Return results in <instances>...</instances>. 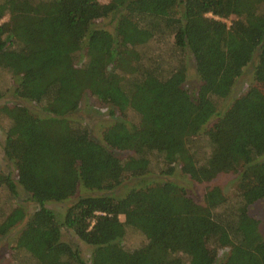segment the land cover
Returning <instances> with one entry per match:
<instances>
[{
  "label": "trees",
  "instance_id": "16d2710c",
  "mask_svg": "<svg viewBox=\"0 0 264 264\" xmlns=\"http://www.w3.org/2000/svg\"><path fill=\"white\" fill-rule=\"evenodd\" d=\"M108 17L113 34L94 27ZM167 39V57L135 49ZM247 65L254 84L219 113ZM3 73L13 101L0 106V152L16 180L0 174V187L37 206L0 210V237L24 220L11 264H264V214L248 212L264 199V0H0ZM85 94L136 123L92 139L70 119ZM175 167L195 184L235 176L234 193L210 186L194 200L166 179ZM75 195L61 218L44 207ZM126 227L144 237L123 249Z\"/></svg>",
  "mask_w": 264,
  "mask_h": 264
},
{
  "label": "rangeland",
  "instance_id": "374dc122",
  "mask_svg": "<svg viewBox=\"0 0 264 264\" xmlns=\"http://www.w3.org/2000/svg\"><path fill=\"white\" fill-rule=\"evenodd\" d=\"M97 1L102 4H106L108 2V0H97ZM5 19L6 17H4L1 21H4ZM113 24H114V18L108 17L106 19L98 20L94 24V27L96 29H101L107 31L110 34H113L114 32ZM226 24L228 23L226 22ZM166 42L167 43L163 44L161 47H158L156 45L154 46V43L152 42L151 43L147 42L144 45L137 46L135 49L139 52L144 51L146 53H149V55H152V52H154L155 53L154 55L159 56L161 54L162 57H167L168 54L166 51L168 49V43H170V39H167ZM250 69H251V65H247L243 69L242 76L235 81L227 98L219 103L217 108L219 113L223 112L232 100L244 94L246 90L254 84V82L252 81ZM197 84H198L197 78L195 77L193 71L191 70L189 63L186 67L183 87L188 91H192ZM11 89H12V81L8 74L3 73L2 76L0 77V90L3 93L2 98L0 99V106L7 105L11 101H13L11 98ZM25 104L33 112H37V109L33 105L29 103H25ZM109 108L110 107L99 103L88 94H85L80 102L78 110L70 116L71 117L70 119L75 120L76 122L85 126L89 132L90 137L94 140H99L101 130L113 120L123 121L127 125L131 123H136L137 121L136 116L132 112L125 111L123 114H120L119 112L116 111V109H113L114 114L109 115L108 114ZM6 126H7L6 120L0 116V145L2 144L3 131L6 128ZM261 159H264V155L261 156ZM155 167L156 165L153 163L151 166L152 171L146 178V180L149 181V183L156 180L160 181V178L157 175ZM0 174L1 175L8 174V176L11 178L13 182H15L16 180L15 172L12 166L9 165V163H7L2 158L1 152H0ZM166 179L171 180L176 185L182 187L184 191L187 193V195H189L190 197H192L194 200L197 201L200 199L202 192L207 187L216 186L221 190V192L224 195L232 196L236 185V177L231 175H218L210 183L195 184L189 181L187 177L180 174L177 167L174 168V172L172 176ZM133 184L134 181L126 182L124 187H121L117 190L118 196H122L128 188L133 186ZM15 189H16V194L14 196H10V194L7 193L4 187H0V210L2 212V218H4L14 209H20L24 213L25 218H27L37 208V206L29 200V196L18 185L15 186ZM78 194L81 195L84 194V192L79 190ZM75 198L76 195L65 202L46 203L44 207L50 209L55 214V216L61 218L64 210L70 205V203L74 201ZM248 212L251 216H253L254 218L260 221L264 214V199L250 205L248 208ZM119 219L123 221L122 216H119ZM23 221L15 225L13 228H11L7 234L0 237V264L13 263L11 247L14 246V239ZM125 230L126 231H125L124 239L121 241V245L123 249L134 247L143 240L144 236L139 231L130 227H126ZM61 234H62V238H61L62 241L75 243L81 252L82 258L84 260L89 261L90 252L92 250L91 247H87L78 243L72 237V234L66 230H62ZM224 252L221 251L218 252L217 261L220 260V258L222 257V253Z\"/></svg>",
  "mask_w": 264,
  "mask_h": 264
}]
</instances>
